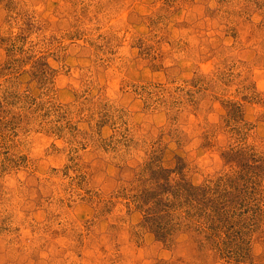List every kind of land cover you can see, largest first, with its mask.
<instances>
[{"label": "rangeland", "instance_id": "rangeland-1", "mask_svg": "<svg viewBox=\"0 0 264 264\" xmlns=\"http://www.w3.org/2000/svg\"><path fill=\"white\" fill-rule=\"evenodd\" d=\"M0 264H264V0H0Z\"/></svg>", "mask_w": 264, "mask_h": 264}, {"label": "trees", "instance_id": "trees-1", "mask_svg": "<svg viewBox=\"0 0 264 264\" xmlns=\"http://www.w3.org/2000/svg\"><path fill=\"white\" fill-rule=\"evenodd\" d=\"M179 168L180 170L183 169L182 167ZM182 171L178 172L182 174L180 180L177 183H172L169 176L174 170L164 169L169 181L167 180L166 183H161L156 180L157 183H155V186H152L148 190H144L145 196H140L139 201L141 206H143L145 213L144 220L147 224L151 225L150 227L153 229L155 228L154 231L158 235L167 234L169 232L168 227H166L169 223L167 217L174 208H177V206L184 205L186 202L189 207V212H194L195 208L201 210L202 207H205L206 205L205 192H207V189L192 184L187 178H185V174L182 173ZM158 188H161V190ZM156 190L163 191V193H165L164 190H166V193H170L173 196L174 202H170L169 197L160 196Z\"/></svg>", "mask_w": 264, "mask_h": 264}]
</instances>
